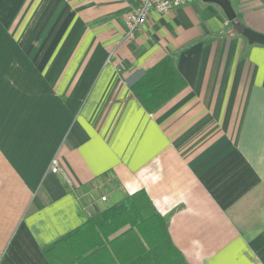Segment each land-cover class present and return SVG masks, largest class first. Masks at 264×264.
Masks as SVG:
<instances>
[{"label": "crops", "instance_id": "1", "mask_svg": "<svg viewBox=\"0 0 264 264\" xmlns=\"http://www.w3.org/2000/svg\"><path fill=\"white\" fill-rule=\"evenodd\" d=\"M228 1L264 35V0ZM134 4L0 0V264L139 191L188 264H264V46L203 0L127 40ZM164 57L185 87L148 113L131 86Z\"/></svg>", "mask_w": 264, "mask_h": 264}, {"label": "trees", "instance_id": "2", "mask_svg": "<svg viewBox=\"0 0 264 264\" xmlns=\"http://www.w3.org/2000/svg\"><path fill=\"white\" fill-rule=\"evenodd\" d=\"M246 28L238 15L229 34ZM185 87L171 57H164L131 86L140 105L154 113ZM129 248L120 256L115 248ZM51 264H188L173 245L163 218L136 192L62 236L44 250Z\"/></svg>", "mask_w": 264, "mask_h": 264}, {"label": "built area", "instance_id": "3", "mask_svg": "<svg viewBox=\"0 0 264 264\" xmlns=\"http://www.w3.org/2000/svg\"><path fill=\"white\" fill-rule=\"evenodd\" d=\"M197 0H135L131 11L124 19V38L131 40L141 30L148 20L150 12L154 11L161 16L172 13L176 8L192 4ZM51 172H57V161L51 162ZM103 201L105 198H101Z\"/></svg>", "mask_w": 264, "mask_h": 264}, {"label": "water", "instance_id": "4", "mask_svg": "<svg viewBox=\"0 0 264 264\" xmlns=\"http://www.w3.org/2000/svg\"><path fill=\"white\" fill-rule=\"evenodd\" d=\"M203 1L211 2V3L218 5L223 10L226 18L229 21L233 20L236 17L228 0H203ZM241 36L253 44L264 46V35L262 34H259L247 28H244L241 31Z\"/></svg>", "mask_w": 264, "mask_h": 264}]
</instances>
